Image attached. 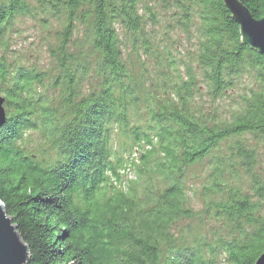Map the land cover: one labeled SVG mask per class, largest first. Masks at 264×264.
I'll list each match as a JSON object with an SVG mask.
<instances>
[{"label": "trees", "instance_id": "obj_1", "mask_svg": "<svg viewBox=\"0 0 264 264\" xmlns=\"http://www.w3.org/2000/svg\"><path fill=\"white\" fill-rule=\"evenodd\" d=\"M240 1L264 18V0ZM157 6L197 42L187 61L148 34ZM20 18L58 20L51 69L7 57ZM127 44L154 61L153 75L132 72ZM243 77L254 85L231 95ZM0 94V201L28 264H255L264 253V56L223 0H0ZM128 147L137 159L124 158ZM195 166L200 209L188 194Z\"/></svg>", "mask_w": 264, "mask_h": 264}, {"label": "rangeland", "instance_id": "obj_2", "mask_svg": "<svg viewBox=\"0 0 264 264\" xmlns=\"http://www.w3.org/2000/svg\"><path fill=\"white\" fill-rule=\"evenodd\" d=\"M146 2H151V5H156L160 2V0H146ZM157 12L160 16V23L157 26H153L147 24V32L150 35L152 34L153 40L156 42L164 40L165 45L168 47H172L175 51V56L178 59H184L187 61L189 56H194L197 53V42L195 40H188L184 34L178 29H172L171 27V18L169 12L163 10L162 7L157 6ZM58 20H52V24H47L42 22L40 18H20L15 24L13 31L9 34V50L6 52L7 57L10 59H16L26 66H36L40 69L49 70L53 67V60L50 57L49 50L50 46L54 45L57 41L58 37V29H59ZM79 37H82L83 31L82 27H79ZM119 36L123 42H127V36L124 33L123 28L120 25H117ZM77 33V34H78ZM81 40V39H80ZM124 57L131 64L132 72L137 75H153L154 71V61L146 56H135L132 53V48L129 44L123 47ZM96 77H92L91 81L88 83L86 81L84 85V92L87 93L91 89L92 84H96ZM149 85V83H147ZM254 81L249 77H243L241 79V86H238L231 95H238L240 93H244L245 90L249 86H253ZM229 98L224 99L223 101H219V104L222 107H226L227 111L232 106V102L228 100ZM204 105L211 103L209 100L202 99ZM223 112V111H221ZM143 113L145 114V109H143ZM116 142L119 144V136H116ZM27 144L33 149L41 152L42 142L40 135L38 133H30ZM123 145V144H122ZM121 145V146H122ZM131 143L128 142L126 146H130ZM117 147V145H116ZM135 147L133 150H136ZM132 150V151H133ZM130 148H126L122 150L124 158L131 160L132 158L137 159L139 153L131 154ZM201 166V165H198ZM195 166V178L190 177L188 181V194L190 197V201L192 206L195 209H200L202 207L201 201L196 196V193L201 190V186L204 182L205 171L201 167ZM124 177V182L118 187L122 188V190L127 191L130 180L135 179V173L133 167L131 166L129 169L127 168ZM197 224V223H196ZM188 222L183 223V225L175 226L173 228L174 232H181L185 230ZM212 225V226H211ZM209 229H212L213 223H209ZM211 227V228H210ZM184 233V232H183ZM182 233V234H183ZM179 239L186 240L188 239L185 235L179 234ZM210 235V231L208 232ZM184 238V239H182ZM189 241H191L189 239Z\"/></svg>", "mask_w": 264, "mask_h": 264}, {"label": "water", "instance_id": "obj_3", "mask_svg": "<svg viewBox=\"0 0 264 264\" xmlns=\"http://www.w3.org/2000/svg\"><path fill=\"white\" fill-rule=\"evenodd\" d=\"M240 27L242 42L264 56V18H255L240 0H223ZM6 99L0 94V129L7 123ZM29 246L18 233V228L8 216L0 201V264H28ZM255 264H264V253Z\"/></svg>", "mask_w": 264, "mask_h": 264}]
</instances>
